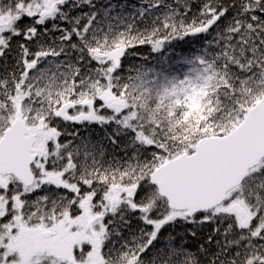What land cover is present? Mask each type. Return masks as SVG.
I'll list each match as a JSON object with an SVG mask.
<instances>
[{
    "label": "snow or ice",
    "instance_id": "6c2138e0",
    "mask_svg": "<svg viewBox=\"0 0 264 264\" xmlns=\"http://www.w3.org/2000/svg\"><path fill=\"white\" fill-rule=\"evenodd\" d=\"M0 264H264V0H0Z\"/></svg>",
    "mask_w": 264,
    "mask_h": 264
},
{
    "label": "trees",
    "instance_id": "16d2710c",
    "mask_svg": "<svg viewBox=\"0 0 264 264\" xmlns=\"http://www.w3.org/2000/svg\"><path fill=\"white\" fill-rule=\"evenodd\" d=\"M101 2H103V0H101ZM112 2L116 4L126 3L127 5L139 6V0H112ZM166 2L171 3L172 0H166ZM197 7V5H194V11ZM130 10V8L125 9V11ZM223 23L224 21L222 20L220 24L223 25ZM206 39H211V36L188 37L183 41H176L168 46L162 55H151L149 47L142 46L136 50L139 54L138 56H128L123 60V63L125 68H127V66L130 64H143L146 67H153L155 69L164 67L171 74L182 75V73L186 71V66L176 64L175 61L182 55H191L199 50L203 46ZM164 57L168 58V65H163L160 63ZM89 131L91 132L94 139L103 135V132L95 126L89 129ZM87 134L88 132H85L83 129H81V135Z\"/></svg>",
    "mask_w": 264,
    "mask_h": 264
}]
</instances>
